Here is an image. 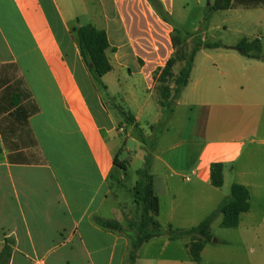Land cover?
<instances>
[{
    "label": "crops",
    "instance_id": "0c3cea01",
    "mask_svg": "<svg viewBox=\"0 0 264 264\" xmlns=\"http://www.w3.org/2000/svg\"><path fill=\"white\" fill-rule=\"evenodd\" d=\"M160 1L173 17L176 0ZM85 26L109 40L106 91L80 53ZM175 29L148 0H0V251L11 244L10 264H125L130 241L95 218L125 228L136 220L137 205H125L116 185L132 194L146 153L111 101L154 136L164 119L155 75L176 53ZM245 39L259 41L264 57V38ZM235 46L196 55L154 153V189L164 231L198 226L235 184L249 191L250 211L236 229L215 220L225 238L208 243L199 263L190 239L160 237L141 248L138 264H264V60ZM214 164L224 165L221 189L211 184Z\"/></svg>",
    "mask_w": 264,
    "mask_h": 264
},
{
    "label": "trees",
    "instance_id": "16d2710c",
    "mask_svg": "<svg viewBox=\"0 0 264 264\" xmlns=\"http://www.w3.org/2000/svg\"><path fill=\"white\" fill-rule=\"evenodd\" d=\"M156 13L166 23L172 24V16L166 10L160 0H148ZM264 8V0H216L212 9L215 11H228L235 8L246 10ZM176 33V29H175ZM80 53L84 64L94 80V82L104 91L107 87L102 79L112 71V66L107 57V50L110 48L107 34L103 30H98L92 26L80 27L77 30ZM174 46L176 53L169 61L166 68L155 75L159 84L160 106L163 109L164 119L155 128H152L154 136L146 137L143 130L136 122L135 117L126 112L123 108L114 104L124 122L134 127L140 137L143 149L146 153L145 164L142 169L137 171L138 181L132 191L134 203L139 211L134 222L125 228L121 223L115 220H105L95 218L98 226L104 230L118 233L125 236L130 241V250L126 257L125 264H138V253L148 242L160 238L168 237L170 241H179L190 239L188 249L192 261L199 263L202 252L208 243L213 242L212 225L218 217H222L221 227L223 229H236L240 223L242 214L250 211L249 191L240 185H233L230 197L226 198L206 220L198 226L191 229L170 228L164 231L160 222V200L154 189L153 160L154 153L158 146V141L164 133L167 122L174 113V108L179 101L183 90L188 86L190 76L194 67L195 57L202 49L213 50L223 48L222 43L204 42L202 38L197 37L192 52L189 56L183 53L179 40L174 36ZM234 50L238 51L243 57L249 59L264 60L262 56V47L259 41L250 42L245 39L236 45ZM183 64L178 76H174L173 70L177 64ZM92 66V68H90ZM22 96L16 94V103H21ZM38 111V109H36ZM115 166L126 171L125 162L119 163L118 158L114 161ZM211 184L214 188L221 189L224 186V165L214 164L211 169ZM12 257V247L6 243L0 251V264H10Z\"/></svg>",
    "mask_w": 264,
    "mask_h": 264
},
{
    "label": "rangeland",
    "instance_id": "374dc122",
    "mask_svg": "<svg viewBox=\"0 0 264 264\" xmlns=\"http://www.w3.org/2000/svg\"><path fill=\"white\" fill-rule=\"evenodd\" d=\"M214 4L215 0H176L172 22L176 27L175 37L179 40L184 54L190 55L194 48L195 39L197 37L202 38L201 35L208 42L222 43L225 47L238 45L246 37L264 38V8L215 11L212 9ZM182 37L184 38L182 39ZM103 97L107 99L105 92ZM122 139L127 141L126 135H123ZM129 148L136 151L137 144L129 141ZM126 157L127 153L120 155L121 160H125ZM128 180L129 178L122 182H128ZM118 188L125 190L123 202L131 208L134 200L131 190L128 187L126 189L122 185L120 187L116 185V189ZM223 232L221 228L214 227L212 230L215 236L214 240L225 238ZM176 253L182 256L184 252L176 250Z\"/></svg>",
    "mask_w": 264,
    "mask_h": 264
},
{
    "label": "water",
    "instance_id": "95a60500",
    "mask_svg": "<svg viewBox=\"0 0 264 264\" xmlns=\"http://www.w3.org/2000/svg\"><path fill=\"white\" fill-rule=\"evenodd\" d=\"M90 68H92V66H90ZM214 242H216V240H214Z\"/></svg>",
    "mask_w": 264,
    "mask_h": 264
}]
</instances>
